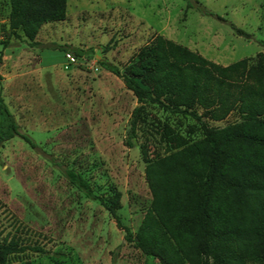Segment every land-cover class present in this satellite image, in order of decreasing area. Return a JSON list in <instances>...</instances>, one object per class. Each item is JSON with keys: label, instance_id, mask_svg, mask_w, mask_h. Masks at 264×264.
Segmentation results:
<instances>
[{"label": "rangeland", "instance_id": "obj_1", "mask_svg": "<svg viewBox=\"0 0 264 264\" xmlns=\"http://www.w3.org/2000/svg\"><path fill=\"white\" fill-rule=\"evenodd\" d=\"M191 2L67 0L65 18L42 24L36 35L61 47L39 48L10 34L9 3L0 0L2 96L37 144L14 136L0 147V232L45 250L26 249L6 264H158L126 241L105 206L70 184L60 168L80 171L105 199L119 192L118 213L136 232L151 202L146 159L193 143L203 131L193 118L146 101L127 146L138 103L98 59L123 70L157 34L222 65L264 52V0ZM75 48L86 53L76 56ZM235 119L230 114L210 124Z\"/></svg>", "mask_w": 264, "mask_h": 264}, {"label": "trees", "instance_id": "obj_2", "mask_svg": "<svg viewBox=\"0 0 264 264\" xmlns=\"http://www.w3.org/2000/svg\"><path fill=\"white\" fill-rule=\"evenodd\" d=\"M7 1L11 35L22 37L30 47H61L44 44L36 35L42 24L65 18L67 0ZM74 53L86 52L75 48ZM98 62L136 97L127 146H133L146 101L193 118L203 136L146 159L151 202L136 232L118 213L119 192L105 199L80 171L60 168L70 184L100 201L124 231V239L158 264H264V52L222 65L157 34L123 70L105 59ZM230 114L236 119L223 126L210 124ZM14 136L37 146L21 130L1 87L0 147ZM50 161L61 166L55 158ZM26 249L45 251L15 235L1 237L0 232V264Z\"/></svg>", "mask_w": 264, "mask_h": 264}, {"label": "crops", "instance_id": "obj_3", "mask_svg": "<svg viewBox=\"0 0 264 264\" xmlns=\"http://www.w3.org/2000/svg\"><path fill=\"white\" fill-rule=\"evenodd\" d=\"M1 75V74H0Z\"/></svg>", "mask_w": 264, "mask_h": 264}]
</instances>
